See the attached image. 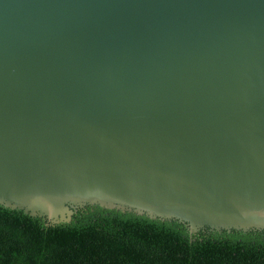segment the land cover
Masks as SVG:
<instances>
[{
    "label": "water",
    "instance_id": "obj_1",
    "mask_svg": "<svg viewBox=\"0 0 264 264\" xmlns=\"http://www.w3.org/2000/svg\"><path fill=\"white\" fill-rule=\"evenodd\" d=\"M0 206L264 231V0H0Z\"/></svg>",
    "mask_w": 264,
    "mask_h": 264
},
{
    "label": "trees",
    "instance_id": "obj_2",
    "mask_svg": "<svg viewBox=\"0 0 264 264\" xmlns=\"http://www.w3.org/2000/svg\"><path fill=\"white\" fill-rule=\"evenodd\" d=\"M0 264H264V231L201 230L99 206L69 223L0 206Z\"/></svg>",
    "mask_w": 264,
    "mask_h": 264
}]
</instances>
